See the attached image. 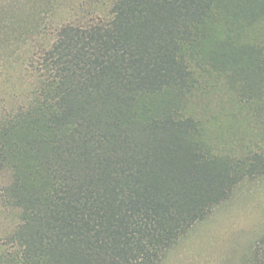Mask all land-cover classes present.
<instances>
[{
	"label": "trees",
	"instance_id": "16d2710c",
	"mask_svg": "<svg viewBox=\"0 0 264 264\" xmlns=\"http://www.w3.org/2000/svg\"><path fill=\"white\" fill-rule=\"evenodd\" d=\"M87 16L40 25L35 87L0 97V264H163L264 176V0H94Z\"/></svg>",
	"mask_w": 264,
	"mask_h": 264
},
{
	"label": "rangeland",
	"instance_id": "374dc122",
	"mask_svg": "<svg viewBox=\"0 0 264 264\" xmlns=\"http://www.w3.org/2000/svg\"><path fill=\"white\" fill-rule=\"evenodd\" d=\"M92 1L0 0V97L9 105L22 101L35 87L26 68L28 49L39 45L35 31L43 27L52 33L57 24L87 16ZM8 180V175H1L0 186ZM13 216L0 202V242ZM263 234L264 176L238 185L228 201L179 240L163 264H253V246Z\"/></svg>",
	"mask_w": 264,
	"mask_h": 264
}]
</instances>
